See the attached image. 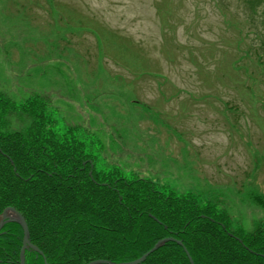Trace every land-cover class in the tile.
Returning <instances> with one entry per match:
<instances>
[{
  "label": "rangeland",
  "instance_id": "obj_1",
  "mask_svg": "<svg viewBox=\"0 0 264 264\" xmlns=\"http://www.w3.org/2000/svg\"><path fill=\"white\" fill-rule=\"evenodd\" d=\"M0 90L50 96L99 168L264 222V0H0Z\"/></svg>",
  "mask_w": 264,
  "mask_h": 264
},
{
  "label": "trees",
  "instance_id": "obj_2",
  "mask_svg": "<svg viewBox=\"0 0 264 264\" xmlns=\"http://www.w3.org/2000/svg\"><path fill=\"white\" fill-rule=\"evenodd\" d=\"M54 109L50 96L17 101L0 90V214L22 213L43 253L27 249L26 264L128 262L167 237L182 241L194 264H264V222L235 230L212 202L99 168L88 134L78 124L59 126ZM254 199L264 205L263 196ZM23 239L20 224H5L0 264H20ZM140 264L191 263L183 246L168 241Z\"/></svg>",
  "mask_w": 264,
  "mask_h": 264
},
{
  "label": "water",
  "instance_id": "obj_3",
  "mask_svg": "<svg viewBox=\"0 0 264 264\" xmlns=\"http://www.w3.org/2000/svg\"><path fill=\"white\" fill-rule=\"evenodd\" d=\"M8 222H16L18 224H20L24 230V239H23V246L21 249V253H20V264H26V250L27 249H35L38 253H42V251H40V249L36 246H34L31 243L30 240V231H29V227L27 224V221L25 219V217L22 215V213H20L16 208L14 207H7L3 210V212L0 214V232L3 229V227L5 226L6 223ZM168 241H176L178 244H180L181 246L184 247V250L190 260L191 264H194V261L190 255V253L188 252L187 248L184 246L183 242L175 239L173 237H168V238H164L161 239L160 241H158L154 247L148 251L147 253L143 254L141 257L133 260V261H128V262H122V263H113L107 260H95V261H91L87 264H140L142 262H144L147 257L154 251H156L158 248H160L162 245H164L166 242ZM48 264V263H46Z\"/></svg>",
  "mask_w": 264,
  "mask_h": 264
}]
</instances>
